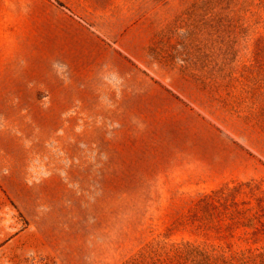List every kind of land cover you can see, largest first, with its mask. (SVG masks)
<instances>
[{"label":"rangeland","instance_id":"1","mask_svg":"<svg viewBox=\"0 0 264 264\" xmlns=\"http://www.w3.org/2000/svg\"><path fill=\"white\" fill-rule=\"evenodd\" d=\"M0 264H264V0H0Z\"/></svg>","mask_w":264,"mask_h":264}]
</instances>
